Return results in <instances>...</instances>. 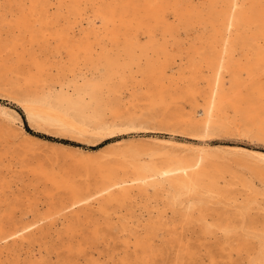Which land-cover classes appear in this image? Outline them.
Returning <instances> with one entry per match:
<instances>
[{"label":"bare ground","instance_id":"1","mask_svg":"<svg viewBox=\"0 0 264 264\" xmlns=\"http://www.w3.org/2000/svg\"><path fill=\"white\" fill-rule=\"evenodd\" d=\"M0 99V264H264V0H0Z\"/></svg>","mask_w":264,"mask_h":264},{"label":"rangeland","instance_id":"2","mask_svg":"<svg viewBox=\"0 0 264 264\" xmlns=\"http://www.w3.org/2000/svg\"><path fill=\"white\" fill-rule=\"evenodd\" d=\"M0 101H2L3 103L7 104V105H13L11 104L8 100H3V99H0ZM13 108L16 107V105H13L12 106ZM18 109V112L23 116V119H24V126L25 128L34 133L35 135H38L40 137H43L45 139H48V140H53V141H60V142H65V143H73V144H76V145H79V146H82V147H86V148H91V149H98L100 147H102L103 145L107 144V143H110V142H114V141H117L119 139L122 138L121 135H116L115 137L111 138V139H108L100 144H97V145H89V144H86V143H83V142H79V141H75V140H72L70 138H66V137H61V136H57V135H54V134H50V133H46V132H42L40 130H36L34 128H32L28 122L26 121V116L23 112V110L20 108V107H17ZM128 137V136H127ZM217 141L220 142V141H223V142H228V143H243L244 145H249L250 147H257V148H262L264 149V145L261 144V143H251L249 141H241L240 139H237V138H225V137H220V138H217ZM40 152L42 154H47L45 156V161H50L49 158H51V156H57V154H59L61 156V160L63 162H67V159H69L70 157L68 156V154L62 150V149H59L58 147H54L52 145H49V144H44V143H41L40 145ZM61 152V153H60ZM65 152V153H64ZM63 153V154H62ZM49 155V156H48ZM26 184H29L30 186H28V189H32L34 187L33 184H37V182L35 181H32V184L30 182H27L26 181ZM39 197H42V198H45L44 197V194H39L38 195ZM27 208V205H20L16 208V215L17 216H20V210L21 209H26ZM121 244V241L118 239L117 243L115 242H111V246H105L102 250L104 252H107L111 247H119V245ZM103 247V246H102ZM213 250L216 251V253L219 252L218 248L215 247ZM221 263H223L222 261H220ZM50 264H53L50 262Z\"/></svg>","mask_w":264,"mask_h":264}]
</instances>
